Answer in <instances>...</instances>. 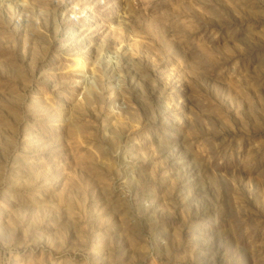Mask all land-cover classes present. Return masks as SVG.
<instances>
[{
  "label": "rangeland",
  "instance_id": "1",
  "mask_svg": "<svg viewBox=\"0 0 264 264\" xmlns=\"http://www.w3.org/2000/svg\"><path fill=\"white\" fill-rule=\"evenodd\" d=\"M0 264H264V0H0Z\"/></svg>",
  "mask_w": 264,
  "mask_h": 264
}]
</instances>
